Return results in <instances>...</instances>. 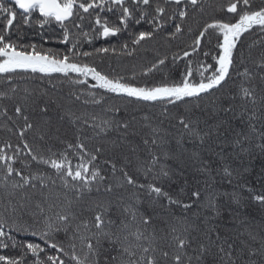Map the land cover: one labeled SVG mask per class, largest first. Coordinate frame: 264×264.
I'll list each match as a JSON object with an SVG mask.
<instances>
[{"label":"trees","instance_id":"obj_1","mask_svg":"<svg viewBox=\"0 0 264 264\" xmlns=\"http://www.w3.org/2000/svg\"><path fill=\"white\" fill-rule=\"evenodd\" d=\"M229 2L200 0L195 8L191 5L183 7L188 12L184 19L178 14L175 19L170 18L181 8L165 4L163 0H154L151 7L130 5L132 18L128 20L127 27H121V31L114 36L102 35V30L94 23L95 17L78 21L79 28L69 24L64 29L55 22L40 27L42 18H37L38 14L25 24L18 13L12 39L26 50L35 45L41 52L67 54L77 63L95 67L110 78H122L123 83L135 87L180 84L189 67L193 72L192 79L198 81L202 65L212 66L205 76L217 67L214 57L220 53L217 44L222 37L209 30L195 52L193 42L208 23L237 21V14L226 10ZM0 3L9 9L14 7L9 0H0ZM157 3L165 8L162 18L155 12ZM260 7H264V0H251L253 10ZM145 9L147 15L137 23ZM97 15L110 25L119 26V12L97 10ZM153 17L157 19L154 21ZM176 25L181 28L178 33L175 31ZM65 31L68 43H63ZM141 32L152 35L137 44L135 41ZM73 44L76 45L74 52L69 51ZM105 48L107 52L101 51ZM186 51L192 54L184 58ZM85 52L89 55H82ZM160 60H164V63L160 64ZM261 62H264V31L254 27L241 35L233 51L229 76L218 89L173 104L145 102L93 88L95 81L91 76L82 77L73 73L69 78L62 74L45 76L18 72L12 74L10 81L0 79V93L4 94L0 96V147L11 144L12 148L6 151L14 155L15 148H22L26 141L35 153L47 157L51 155L48 149L60 153L67 149L68 144L82 143L88 152L97 156L93 166L105 177L103 181L98 179L95 182L100 192H93V196L108 195L112 198L103 192L104 185L121 181L123 169L139 184H155L173 198L192 204L191 208L184 210L176 205H168L163 198L152 201L145 189H134L129 185L114 188L115 194L127 196L136 192L140 196V211L152 217V228L148 233L153 229H163L166 221L176 217L186 216L193 220L197 230L191 233L193 243L187 249V255L193 258L192 264H196L197 253L194 249L201 243L212 247L213 252L218 246L225 247L231 251L235 264H264V252L261 251L264 248V206L252 198L253 195H264V150L260 147L264 139L259 135L264 132V107L260 103L253 106L242 99L240 93L241 86H244L254 89L257 96H264V81L260 79L264 76V69L258 66ZM245 70L249 72V77L243 75ZM96 100L99 103L94 102ZM16 107L22 109L23 115L28 116L27 123L33 125L32 129L25 131L23 138L19 132L26 122L22 116L15 114ZM44 107H47V112L41 111ZM229 107L232 110L226 111ZM253 112L256 119H251ZM181 118L199 131L200 136L209 133L204 136V143L179 124ZM125 123L128 124L127 129L123 127ZM250 124L255 125V132ZM153 129L157 132L154 133ZM154 138L158 140V145L152 144ZM145 140L148 144L144 143ZM97 149L100 151L97 152ZM77 151L67 150L73 165L79 163ZM154 156L158 157L155 164L152 163ZM112 165H115V171ZM13 166L25 175L38 171L48 173L57 180V185L50 187L57 192L65 191L59 187V178L54 176L53 170L36 164L26 150L17 154ZM205 167L207 171H201ZM225 167L231 171L230 177L224 174ZM162 168L172 173L170 179L156 178ZM4 174L0 170V176ZM196 190L201 192L199 202H194L191 195ZM21 195L22 192L2 187L0 204L8 205L9 201L16 203ZM234 195L238 202L233 199ZM32 198L40 199L38 195ZM210 198H215L219 216H214L208 208ZM23 221L32 222L28 216H24ZM37 227L44 226L39 224ZM209 228L215 229V232L209 233L211 239L205 236ZM14 234L17 240L44 246L43 241L36 237ZM55 238L66 243L63 233H56ZM157 244L166 247L162 241L157 240ZM229 244L232 246L230 249ZM251 250H256L257 254L252 255ZM20 251L5 249L0 250V254L18 256ZM46 251L49 254L53 252L49 249ZM43 256L44 253H41V258ZM33 260L29 254L25 264H33ZM65 264L72 262L65 257ZM208 264H212L211 259Z\"/></svg>","mask_w":264,"mask_h":264},{"label":"snow or ice","instance_id":"obj_2","mask_svg":"<svg viewBox=\"0 0 264 264\" xmlns=\"http://www.w3.org/2000/svg\"><path fill=\"white\" fill-rule=\"evenodd\" d=\"M9 2L14 6L11 9L0 3V24H2L0 27V79L10 81L12 74L18 72L41 73L45 76L62 74L69 78L70 74L75 73L82 77L91 76V79L95 81L93 88L153 103L173 104L186 98H197L202 94L210 93L213 89H218L229 76L233 65V51L241 35L254 27L264 31V7L253 10L251 0H230L226 10L237 14V21L235 23L222 21L208 23L193 42V52H195L209 30H213L222 37L221 42L217 44L220 53L214 57L217 67L211 71L210 75L205 76V73L209 72L212 66L202 65V70H199L200 79L195 81L192 79L193 72L189 67L180 84L151 88L135 87L123 83L122 78H110L97 71L95 67L77 63L72 56L67 54L41 52L36 49L35 45H31L30 50H26L23 45H18L12 39L16 31L14 24L18 13L25 24L38 14L37 18H42L40 27L55 22L64 29H67L69 24L79 28L78 21L83 22L85 19L95 17L94 23L100 27L102 35L114 36L121 31V27L126 28L128 20L132 18L130 5L151 7L154 0H9ZM163 2L181 8L170 18L175 19V15L178 14L181 19H184L188 12L183 10V7L191 5L195 8L200 0H163ZM97 10L119 12L120 15L117 18L119 26L103 21L97 15ZM155 12L158 17L162 18L165 15V8L157 3ZM144 15H147V9L136 22L139 23ZM156 19L157 17H153L154 21ZM175 31L177 33L181 31L179 25L175 26ZM151 35V33L141 32L135 43L149 39ZM63 43H68L67 31H65ZM75 48L76 45L73 44L69 51L74 52ZM101 51L107 52L108 49H101ZM191 54L184 52V58ZM82 55L88 56L89 53L85 52ZM159 63L163 64L164 60H160ZM258 66L264 69V62ZM243 75L250 76L247 70ZM260 79L264 81V76ZM240 93L241 98L249 101L253 106L260 103L264 107V96H257L254 89L241 86ZM3 95L0 93V96ZM94 102L99 103L98 100ZM231 110L230 107L226 109V111ZM41 111L47 112V107L42 108ZM15 114L22 116L26 122L24 129L19 132V136L23 138L25 131L32 129L33 125L27 123L28 116L23 115L20 107L15 108ZM256 118L253 112L251 119ZM179 124L183 125V128L192 135L199 137L201 143H204V136L209 135L205 132L204 136H200L199 131L184 118L179 120ZM123 127L127 129L128 124H123ZM250 127L253 132L256 131L255 125L250 124ZM153 132L156 133L157 130L153 129ZM259 135L264 139V132H260ZM40 138L43 139V136ZM144 143L148 144V141L145 140ZM236 143L239 144L240 141ZM152 144L158 145V140L154 138ZM260 147L264 150V144ZM10 148H12L11 144L0 147V170L5 173L0 176V188L8 187L13 192H22L23 195L16 203L9 201L8 205L0 204V250L20 249L21 251L18 256L0 254V264H25L29 254L34 258L33 264H65V257L72 264H101L102 260L103 264H169V261L171 264H185V258H187V264H192L193 258L187 255V249L193 243L190 239L191 233L197 230V225L193 220L186 216L176 217L171 221H166L163 229H153L151 233H148L149 228H152V217L140 211L138 207L142 203L140 196L136 192L127 196L115 194L114 188H124L125 185H129L134 189H145L152 201L163 198L167 200L168 205H176L184 210L191 208V203H184L173 198L162 187L155 184L147 186L139 184L123 169H121L123 176L121 181L104 185L103 192L110 194L112 198L108 195L93 196V192H100L95 182L98 179L103 181L105 177L101 176L99 169L93 166L97 156L88 152L82 143L68 144L67 149L60 153L51 152V149H48L51 155L47 157L35 153L26 141L22 148L20 146L15 148L14 155H9L6 151ZM68 149L78 150L79 163L73 165L69 160ZM25 150L36 164L53 170L54 176L59 178V187L65 191L57 192L54 187H50V185L56 186L57 180L48 173L38 171L35 174L25 175L13 166L17 154ZM96 151L99 152L100 149ZM85 156L88 157L87 160L84 159ZM157 160L158 157L154 156L152 163L155 164ZM112 168L115 171V165H112ZM201 171L206 172L207 167L202 168ZM223 172L229 177L232 175L227 167L223 168ZM171 175L169 170L162 168L156 178L170 179ZM33 195H38L40 199L33 200ZM191 195L194 202L200 201L201 192L199 190L193 191ZM252 198L264 206V195H253ZM233 199L238 202L235 195ZM208 208L214 216L220 215L215 198L209 199ZM24 216H28L32 222L23 221ZM39 224H43L44 227H37ZM211 232H215V229L209 228L205 233L208 239H211L209 235ZM14 233L36 237L43 241L44 246L39 243L17 240ZM56 233H63L66 243L58 241L55 238ZM215 234L219 239V233ZM157 240L164 242L166 247L157 244ZM231 247L229 244L228 249ZM46 249L53 250L52 254H49ZM194 251L197 253L196 264H208L209 259L212 264H235L231 251L223 246H218L213 252L212 247L201 243ZM261 251L264 252V248ZM41 253H44L43 258H41ZM251 254L256 255V250H251Z\"/></svg>","mask_w":264,"mask_h":264}]
</instances>
